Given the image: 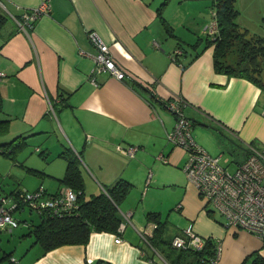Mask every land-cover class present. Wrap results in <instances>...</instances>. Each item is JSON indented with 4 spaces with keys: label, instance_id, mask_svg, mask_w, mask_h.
<instances>
[{
    "label": "crops",
    "instance_id": "0c3cea01",
    "mask_svg": "<svg viewBox=\"0 0 264 264\" xmlns=\"http://www.w3.org/2000/svg\"><path fill=\"white\" fill-rule=\"evenodd\" d=\"M1 1L7 18L0 28V71L4 73L0 119L9 122L1 143L17 136L36 143L45 163L31 167L45 172L47 179L40 184L47 193L65 186L58 180L66 169L67 161L59 155L65 147L79 158L85 196L119 178L136 188L120 203L119 232L93 231L86 244H64L46 252L32 243L24 259L11 256L17 264H87L96 259L111 264H168L149 245L152 235L141 232L155 225L146 218L147 212L158 211L162 218L167 215L166 220L170 215L147 200L153 190L163 187L177 192L178 215L172 219L178 223L171 237L191 224L198 235L220 243L214 264H244L256 251L264 258L261 239L225 227L219 217L207 214L183 168L187 152L166 139L175 114L161 100L175 95L184 99L182 109L192 121L194 140L211 155L221 157L226 149L237 167L248 156L247 143L264 144V90L247 78L215 71L213 45L206 46L207 40L198 34L207 24L206 15H201L203 23L196 22L195 28L187 18L190 13L192 19L201 14V9L191 10L190 0H167L162 16L173 28L174 34L169 35L159 16L164 0ZM42 2L50 10L39 14L32 28L22 27L20 14ZM250 3L247 19L239 0L235 1L240 12L237 23L249 34L264 37V0H247L246 10ZM90 31L109 46L125 73L123 79L107 70L92 73L96 46ZM176 48L181 53L173 60ZM43 136L46 141L56 140L42 149L37 142L42 143ZM119 144L138 148L130 156L117 148ZM159 153L164 159L157 157ZM150 171L152 185L136 205V192L144 188ZM116 234L121 241H115Z\"/></svg>",
    "mask_w": 264,
    "mask_h": 264
},
{
    "label": "built area",
    "instance_id": "2783aa9c",
    "mask_svg": "<svg viewBox=\"0 0 264 264\" xmlns=\"http://www.w3.org/2000/svg\"><path fill=\"white\" fill-rule=\"evenodd\" d=\"M0 5L3 6L1 0ZM48 10L50 8L47 2L24 10L21 26L33 27L39 14ZM204 31L209 38H214L218 32V23L213 9ZM88 35L96 46L92 73L107 70L117 78L123 79L125 73L115 63L109 46L102 42L95 32L90 31ZM179 53H181V49L176 48L172 59L175 60ZM3 74L0 71V77ZM91 79L94 81V75H91ZM164 101L175 114L174 124L166 132L167 142L171 145L181 146L187 152L183 168L187 179L196 187L198 195L203 201L204 210L207 214L219 217L225 227L246 230L264 242V144L247 143L248 156L234 170H230L220 163V156L211 155L194 140L192 121L183 113V97L172 95ZM117 148L122 153L133 156L138 146L119 144ZM157 157L164 159L162 153H159ZM150 175L151 171L148 179ZM76 196V192L69 186H64L59 194H50L42 185L33 191L24 189V192L16 190L8 196L0 195V229L11 230L18 226V221L10 211L11 208H16V205L36 211L53 208L55 213H62L74 205ZM19 207L17 208L19 209ZM129 216L130 213L127 214V217ZM153 229L150 231L143 229L144 231L141 230V232L151 236ZM207 238L209 237H202L195 233L189 224L181 233L172 237L171 244L178 249L200 250ZM115 241H121L119 234H116ZM214 242L215 256L210 260V264L216 262L222 248L217 240ZM10 261L12 264H17L14 257H10Z\"/></svg>",
    "mask_w": 264,
    "mask_h": 264
},
{
    "label": "trees",
    "instance_id": "16d2710c",
    "mask_svg": "<svg viewBox=\"0 0 264 264\" xmlns=\"http://www.w3.org/2000/svg\"><path fill=\"white\" fill-rule=\"evenodd\" d=\"M235 1L211 0V7L215 11L218 23V32L214 38H206V46L213 45L215 71L229 76L247 78L264 90V37L249 34L247 29L239 27L236 20L239 10ZM166 2L167 0H164L159 6V16L167 33L172 35L174 34L172 26L162 16V6ZM6 18L7 13L1 7L0 28ZM18 21L21 23L22 14L18 17ZM233 47L236 50V58L230 61L227 55ZM151 97L154 98V95L152 94ZM161 103L166 105L164 100H161ZM1 111L2 97L0 94ZM8 128V119H0V136L6 133ZM26 138V136H17L7 142L0 143V151L12 156L26 145ZM35 150L38 151L39 148ZM38 153L40 154V152ZM59 155L66 159L67 164L64 175L58 180L61 184L72 188L77 196L74 205L62 213H55L53 208H43L36 211L37 219L35 221L24 220L25 223L29 224L28 233L33 236L32 243L39 244L43 252L64 244H86L90 233L93 231L119 232V227L123 222L119 206L133 188L130 181L119 178L100 192L86 197L83 191L79 158L67 147ZM28 169L33 173L43 174L41 170L31 167ZM16 190L24 192V188H16L11 192ZM61 190L54 194H59ZM24 207L21 206L22 209ZM146 218L155 222L153 234L149 238V245L160 253L166 263L210 264V260L215 256L216 247L215 242L210 237L206 239L203 248L200 250L178 249L172 246V237L168 235L167 220L162 218L158 211L147 212ZM15 219L19 223V219ZM256 255L257 261L264 264V258ZM10 256L8 254V259ZM87 264L111 263L107 260L96 259Z\"/></svg>",
    "mask_w": 264,
    "mask_h": 264
},
{
    "label": "rangeland",
    "instance_id": "374dc122",
    "mask_svg": "<svg viewBox=\"0 0 264 264\" xmlns=\"http://www.w3.org/2000/svg\"><path fill=\"white\" fill-rule=\"evenodd\" d=\"M172 1H176V0H172ZM203 1L204 0H201V2L196 0H190L189 5L192 7L191 10H194L196 8V10L201 9L202 11L201 14L197 13L196 16L194 14L193 19L191 18L192 13H190V15L187 16L193 28H195L194 25L196 22L198 23L201 22L200 21L202 19L201 15L203 14L206 15V18L208 20L207 23L210 20L211 11H212L211 0H205V2ZM246 1L247 0H239L240 3L239 6L241 11H243V16L248 19L249 15L251 16V3L248 9L246 10L245 7ZM249 1L251 2V0ZM246 21H250V19ZM202 23L203 21L201 22V24ZM203 31L202 29H199L198 34L201 36L200 37L201 40L205 42L208 35L205 33V31L204 32ZM196 37L197 36H195L194 39ZM227 58L230 61H233L236 58V50L234 49V47L231 48V50L228 52ZM43 137L44 138H41V140H44L42 141V143L37 142V144H41L43 146L42 149L45 148V144L50 146L48 143L53 144V142L56 140V138L53 137L52 139L50 138L49 141H46L47 137L45 136ZM3 139H5V136H0V143L1 141H3ZM35 144L36 143L31 141L29 138L26 141V145L12 156H9L8 154L0 151V195L8 196L12 193L11 192L12 190L18 187L33 191L37 189L38 186L42 185L40 184V182H43V180L47 179L45 172H43V174L33 173L28 169V167L31 166H36L37 168H41V166L43 167L45 163L43 156H40L38 151L35 150L36 149ZM220 163L224 166H227L228 169L230 170H234L236 168L235 166L236 163L233 160V155L230 152H228L226 149L223 151L220 157ZM83 171H85V168L83 169ZM151 185L152 183L149 178L145 182L144 188H142L138 193L136 192L137 195L135 201L136 205L141 204L144 197H146L144 192L146 193V189ZM132 189H133L132 191H136L135 186ZM90 195L91 193L89 192L86 193V196L89 197ZM149 199H151V201L153 202L152 204L154 206H157L158 208H162L161 210L165 215L170 214L169 217L167 218L168 220L167 226L170 227L168 235L172 234L174 232V227H176L178 223V220L172 219L175 215H178V211L176 209L177 200H178L177 192L172 190V188L170 187L169 188L163 187L158 190H153L151 195L147 196V200ZM17 207L19 206L16 205V208H11L10 211L14 212L13 216L19 219V225L15 227L12 231L7 229L0 230V264H12L9 263L11 256L17 258L18 261L24 259L25 249L29 247L33 241V236L28 233L29 229L24 220L27 219V220L35 221L37 219V212L35 209H33V211H30L28 207H24V209H22L21 207H19L18 209ZM180 226H182V224ZM37 250L39 249L36 248L34 251ZM259 250L261 252V250H264V248H260ZM257 253H258L257 251L255 253L254 252L251 253V258L247 259L244 264H261L257 261V255H256ZM8 254L11 255L9 259H8Z\"/></svg>",
    "mask_w": 264,
    "mask_h": 264
}]
</instances>
